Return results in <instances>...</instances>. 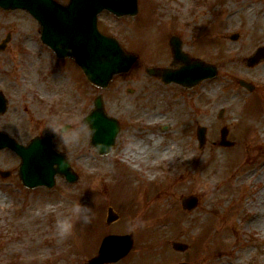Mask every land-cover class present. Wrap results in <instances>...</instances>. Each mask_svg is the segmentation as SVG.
Wrapping results in <instances>:
<instances>
[{
    "label": "rangeland",
    "instance_id": "374dc122",
    "mask_svg": "<svg viewBox=\"0 0 264 264\" xmlns=\"http://www.w3.org/2000/svg\"><path fill=\"white\" fill-rule=\"evenodd\" d=\"M138 3L135 18L99 16L101 31L140 57L128 75L115 78L104 91L83 80L74 64L56 61L38 35H33L37 23L28 15L0 11V41L8 32L12 36L0 53V91L8 101L7 112L0 117V133L26 145L35 135L50 131L54 117L70 119L78 113L83 118L97 95L102 96L107 115L121 122L120 135L106 157L90 147L89 135L77 148L55 139V148L63 151L78 176L75 184L56 177L49 190L24 189L17 176L19 159L8 149L0 151V169L12 174L0 179V253L11 264L13 257L15 264H81L99 238L112 229L135 236L133 264L181 260L264 264V207L251 209L246 204L264 186V120L255 132L257 122L251 123L252 115L264 111V85L257 82L264 83L260 80L264 76L258 77L264 71V59L251 67L245 60L264 47V0ZM172 36L180 39L191 59L214 66L216 76L191 89L165 86L148 77L147 67L173 71L182 67L170 66ZM238 80L252 85L253 91L248 92ZM128 88L134 92L127 93ZM164 126L167 130H161ZM199 126L206 129L202 148L195 137ZM222 128L228 131L229 146L219 145ZM251 137H255L252 143L248 142ZM130 142L144 151L141 160L123 163L122 151ZM165 150L166 157L151 165L155 152ZM146 175L152 180L149 186L143 184ZM187 196L198 199L189 211L181 207L182 197ZM164 198L166 204L161 203ZM74 201L91 206L94 219L87 225L77 221L74 234L61 239L55 232L56 216L67 215ZM48 203L57 207L45 214ZM108 206H114L120 216L109 226L104 224ZM255 214L262 230L249 223ZM136 218L145 223L133 230L130 225ZM173 243L187 244L189 249L176 252Z\"/></svg>",
    "mask_w": 264,
    "mask_h": 264
},
{
    "label": "water",
    "instance_id": "95a60500",
    "mask_svg": "<svg viewBox=\"0 0 264 264\" xmlns=\"http://www.w3.org/2000/svg\"><path fill=\"white\" fill-rule=\"evenodd\" d=\"M0 5L28 10L42 25L43 42L59 56L73 58L86 78L96 86L106 87L114 75L128 72L137 60L135 56L122 51L114 39L101 35L96 26V17L104 9L117 16L136 15L137 0H69L67 7H62L52 0H0ZM170 43L174 59L186 63L187 60L180 50V43L175 39ZM261 56L264 57V49L257 51L250 64L257 62ZM205 68L194 62L178 73L166 74L164 78L166 81L173 80L184 86H192L201 79L215 74ZM149 74L156 73L150 70ZM4 110L5 101L0 94V113ZM85 120L93 129L92 144L95 147L107 146L109 150L117 133V127L113 126L102 113L99 98L95 101V110ZM198 140L200 145L204 143L202 129L198 130ZM4 147L12 149L21 158L19 176L27 187L33 188L38 185L52 187L55 174L63 175L68 182L76 181V177L69 172L68 164L63 157L55 154L49 141L34 140L27 147H23L12 139L0 135V149ZM108 150L101 148L99 153L104 154ZM54 164L57 165L56 169L53 168ZM0 175L8 174L0 172ZM195 205L194 198L183 200V207L186 209H191ZM131 243L130 237H126L125 240H117L116 237L107 238L99 256L89 264L116 261L127 253ZM173 246L175 249H184L181 245Z\"/></svg>",
    "mask_w": 264,
    "mask_h": 264
},
{
    "label": "clouds",
    "instance_id": "9594fccd",
    "mask_svg": "<svg viewBox=\"0 0 264 264\" xmlns=\"http://www.w3.org/2000/svg\"><path fill=\"white\" fill-rule=\"evenodd\" d=\"M56 141L66 147L77 148L81 145L83 138L93 131L89 122L82 119L78 113H74L70 119L54 117L49 125ZM103 148L107 151V146L98 145L96 150ZM57 205L48 203L44 206L43 212L47 214L55 209ZM94 219V212L91 206L74 201L68 208V214H58L54 227L56 235L61 239H66L74 234L75 223L79 221L82 225H87ZM144 221L136 218L131 222V228L144 227Z\"/></svg>",
    "mask_w": 264,
    "mask_h": 264
},
{
    "label": "bare ground",
    "instance_id": "6f19581e",
    "mask_svg": "<svg viewBox=\"0 0 264 264\" xmlns=\"http://www.w3.org/2000/svg\"><path fill=\"white\" fill-rule=\"evenodd\" d=\"M230 59H233V55L230 54L229 55V58L228 60L230 61ZM232 76V74H231ZM264 76V71L262 72V74L260 76H258L259 78L260 77H263ZM260 80H264V77L263 78H260ZM261 86L264 85L263 82L261 81H257ZM218 86V84H217ZM211 89L213 88L212 86L210 87ZM232 94V93H231ZM231 94L229 93L228 96L231 98V100L229 101H233L234 99L232 98ZM233 95V94H232ZM228 101V102H229ZM235 110H233V113L234 114V117H235V113H234ZM264 120V111L263 110H260L258 112H256L254 115L251 116V123L253 122H257L256 125H254L253 127V130L255 132V130L258 128V124L262 123V121ZM149 137V136H148ZM152 138V137H150ZM255 139V137H251L250 140L248 139V142L252 143L254 142L253 140ZM146 142V141H144ZM147 143V142H146ZM137 143H134V142H130L129 145L126 147V150L124 152V157H123V161L122 162H125V161H128L129 163H135L136 161H139L141 160L140 159V155L141 153L144 151V150H141L139 151V148L136 147ZM134 150H137L136 152H134ZM156 153V158L155 160L151 163V165H154V163L157 161V160H161V159H164L166 157V153H167V150L163 151L161 154H158L157 152ZM143 162H145L146 160H142ZM134 169H137V164L133 167ZM264 176V174L262 175ZM242 178H249L247 177L245 174H242L241 175ZM143 181L144 183L150 185L152 183V180L151 178L146 175V177L143 176ZM161 203H167V200L166 198L162 199ZM248 206H251V209H254V208H263V204H264V186L263 187H260L258 188L256 191H254L251 196H250V199H248V203H246ZM251 222H254V227L258 230H262V228L260 227V224H259V221L257 219V215L255 214V217L252 221H249V223Z\"/></svg>",
    "mask_w": 264,
    "mask_h": 264
},
{
    "label": "flooded vegetation",
    "instance_id": "af4514ba",
    "mask_svg": "<svg viewBox=\"0 0 264 264\" xmlns=\"http://www.w3.org/2000/svg\"><path fill=\"white\" fill-rule=\"evenodd\" d=\"M0 264H11L9 259L0 261Z\"/></svg>",
    "mask_w": 264,
    "mask_h": 264
}]
</instances>
